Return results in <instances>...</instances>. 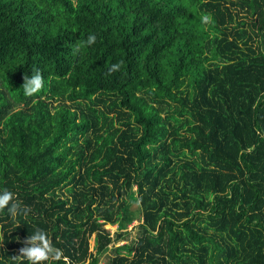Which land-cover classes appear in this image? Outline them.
Returning a JSON list of instances; mask_svg holds the SVG:
<instances>
[{
    "label": "trees",
    "instance_id": "1",
    "mask_svg": "<svg viewBox=\"0 0 264 264\" xmlns=\"http://www.w3.org/2000/svg\"><path fill=\"white\" fill-rule=\"evenodd\" d=\"M5 188L0 264H264V0H0Z\"/></svg>",
    "mask_w": 264,
    "mask_h": 264
},
{
    "label": "clouds",
    "instance_id": "2",
    "mask_svg": "<svg viewBox=\"0 0 264 264\" xmlns=\"http://www.w3.org/2000/svg\"><path fill=\"white\" fill-rule=\"evenodd\" d=\"M203 24L211 22V17L207 14L201 17ZM96 35L89 34L86 40L78 41L73 47L74 55L80 53L81 49L86 46H91L96 43ZM122 64L117 62L112 64L107 72V75L120 70ZM44 87V77L38 69L33 70V74L23 76V94L28 97L37 95ZM7 209L11 217L15 218L21 213L27 215L29 209L27 206H21L16 200L15 194L7 188L0 191V212ZM19 224L17 225V227ZM23 247L18 250V255L12 256L16 264H61L65 259L61 249L54 246L47 232L37 228L31 235L23 241Z\"/></svg>",
    "mask_w": 264,
    "mask_h": 264
},
{
    "label": "rangeland",
    "instance_id": "3",
    "mask_svg": "<svg viewBox=\"0 0 264 264\" xmlns=\"http://www.w3.org/2000/svg\"><path fill=\"white\" fill-rule=\"evenodd\" d=\"M132 208L136 210L137 205H136V204L132 205ZM136 224H138L137 221H135V222L133 223V226L136 225ZM115 230H116V227H115V226H112V227L110 228V231H111L112 234L115 232ZM121 244H122V243H118L117 246H119V245H121ZM102 264H104V261L102 262Z\"/></svg>",
    "mask_w": 264,
    "mask_h": 264
}]
</instances>
